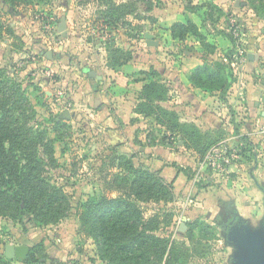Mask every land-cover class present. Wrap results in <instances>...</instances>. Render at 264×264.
I'll use <instances>...</instances> for the list:
<instances>
[{"label": "rangeland", "instance_id": "obj_1", "mask_svg": "<svg viewBox=\"0 0 264 264\" xmlns=\"http://www.w3.org/2000/svg\"><path fill=\"white\" fill-rule=\"evenodd\" d=\"M191 1L196 5L212 2L219 7L220 12L206 18V27L201 28L207 41L216 47L212 55L204 51L194 36L188 35L182 41L169 40L168 31L173 22L189 17L198 26L202 23L205 9L190 12L184 7L186 0H47L19 5L15 12H10L8 4L0 0L4 26L0 38V68H5L6 73L26 89L36 110L31 122L45 126L49 135L57 138L54 142L57 164L47 172L51 182L63 188L69 201L67 216L55 224L35 225L28 217L23 218V223L0 217V259L8 264H25L20 257L7 258L4 247L26 244L31 249L39 245L32 264H105L93 239L82 232L78 211L80 204L92 195H119L121 189L116 188L119 185L114 177L126 171L117 166L121 150L114 139L115 133L106 129H115L118 125L122 129L123 120L130 123V106L137 103V90L144 84L137 80L146 78L139 73L141 70L134 71L130 66L124 74L126 78L118 83L113 72L132 63L146 69L170 68L171 60L179 61L181 58L177 56L188 52L202 55L208 61L217 58L225 62L236 85L234 92L246 86L247 75L261 85L264 20L242 0H238V4L236 0ZM124 2H128L126 14L112 18V5ZM63 14L65 36L57 29ZM145 33L162 43V47L148 46ZM113 47L129 56L123 64L114 67L110 66L114 59L108 58L113 54L108 49ZM249 55L258 60L257 69L249 65ZM87 70L100 78L88 76ZM235 98L236 95L234 101L227 104L229 113L221 118L225 121L231 118L234 124L245 123L246 116L241 117L232 107L238 102ZM65 111L71 113V119L62 118L55 130L57 116ZM260 117L257 113L256 119ZM152 118L142 116L140 119L139 129L143 135L160 138L157 143L161 142L163 132L173 137L167 135L170 133L164 128L157 127ZM252 140L241 144L243 152L247 153L242 152L237 168L222 173L209 169L203 174L191 203L185 197L187 184L178 185L170 203H138L145 218L159 213L163 219L167 213L172 214V220L162 233L171 239L186 241L190 249L193 247L189 256L181 259V264H237L244 252L228 237L231 230L241 232L247 226L264 238L263 133ZM169 145L171 151H180L177 145ZM135 153L138 155L135 162L147 167V154ZM127 154L125 156L130 157L131 152ZM168 162L180 161L169 159ZM185 166L186 175L192 177L195 171ZM198 166L194 165L196 169ZM194 220L211 226L201 234L198 246L192 245L186 237L187 225ZM194 234L198 236L197 231Z\"/></svg>", "mask_w": 264, "mask_h": 264}, {"label": "trees", "instance_id": "obj_2", "mask_svg": "<svg viewBox=\"0 0 264 264\" xmlns=\"http://www.w3.org/2000/svg\"><path fill=\"white\" fill-rule=\"evenodd\" d=\"M45 1L3 0L12 9L10 12H15L19 5ZM242 1L264 20V0ZM127 3L113 4L110 9L112 18L123 17ZM131 3L136 5V2ZM184 7L190 12L205 9V17L202 16L200 26L189 17H185V21L173 22L169 27L171 38L182 41L188 35L194 36L204 51L214 54L216 47L207 41L201 28L206 27V18L220 12L219 7L212 2L196 5L191 0H186ZM3 32L0 10V38ZM110 51L113 54L108 58L114 59L109 64L112 67L123 64L129 58L122 55L119 48H109ZM139 73L146 75V82L139 91L134 112L154 117L171 134H179L185 146L192 148L202 159L220 135L213 137L202 133L193 123L181 122L174 110L162 104L167 100V87L157 78V69L151 67ZM188 80L196 88L219 93L222 98L232 83L225 63L217 58L208 61L205 57L202 64L190 71ZM35 114L26 89H22L5 68H0V217L20 223L28 217L35 225H50L67 216L69 201L63 188L52 183L47 172L57 164L54 156L57 138L51 137L45 126H35L31 122ZM61 119L57 116L55 130L59 128ZM118 159V168L126 171V174L117 173L114 177L119 185L116 188L121 189L119 195H92L83 201L78 211L82 232L93 239L97 253L105 264H181V259L188 257L193 247L190 249L186 241L171 239L162 233L172 220V214L167 213L163 219H160L159 213L145 218L138 204L140 201L172 202L175 195L173 183L165 181L159 171L140 163L136 165L131 156L121 154ZM187 227L186 237L196 246L201 244V234L211 228L202 220H194ZM195 231L198 232L197 237ZM35 248L39 249V245L30 248L25 264H32L35 260ZM0 264L8 262L0 259Z\"/></svg>", "mask_w": 264, "mask_h": 264}, {"label": "crops", "instance_id": "obj_3", "mask_svg": "<svg viewBox=\"0 0 264 264\" xmlns=\"http://www.w3.org/2000/svg\"><path fill=\"white\" fill-rule=\"evenodd\" d=\"M178 21L182 20L179 19ZM168 35L170 41H175L170 38V31H168ZM158 45L159 48L162 47V43L158 42ZM177 57L181 59L179 61L171 60L173 65L170 66V68H153L159 71V76L157 78L167 87V100L162 104L165 107L174 110L181 122L193 123L202 133L207 135L213 137L220 135V138L215 143L225 139L232 144L243 145L244 142H252V139H254L256 135L262 136L258 130L260 129V126H262V116H264V109H262V105L264 104V73L262 74L260 86H258L251 75H247L248 80L246 81V86H243L244 88L240 87L238 91L236 90V92H234L233 88L236 85L235 83H231L233 87H230L224 98H222L219 93H209L196 88L188 80L190 71L197 65L203 63L204 56H197L193 53L185 52L184 56ZM257 61L258 60L255 56H248V63L254 69H257ZM137 65L138 64L136 63H132L126 68L123 66L120 70L113 72L115 75L114 79L118 83L121 82L123 77H125L124 74L128 71L127 69H130L131 67L134 71H148L151 68H140ZM141 82L145 83L146 80H141ZM139 91L140 90H137V96L139 95ZM234 95H236L235 100L238 102L236 101L237 103L234 104V106L232 105V107L239 112L238 114H240L241 117L246 116L244 119L246 121L245 123L239 121L234 124V121L231 118L230 121L229 119L226 121L222 120V118L226 117V113H229L230 107H228L227 104L234 101ZM241 100L244 102L241 103ZM245 100L246 104H244ZM133 104L134 103L130 106L131 113L128 116L130 117V123L123 120L124 125L122 126L124 129H119L121 126L118 125L115 126V129L106 130L111 134L115 133L114 139L120 144L121 154L128 155L127 151H130L132 161L136 165L139 162H135V158L138 159V155H136L135 152L137 151L138 154H147V159H145L147 167H150L149 169L153 171H159L160 176L164 178L165 181L172 182L174 194L177 193L178 185L184 186L187 184L186 186H188V190L185 197L188 200L187 202L191 203V197L196 189L197 182L204 173L211 169V167L206 166L203 161L207 151L215 143L207 149L203 158L200 159L198 154L192 148L185 146L184 141L179 134H171L165 126L158 124L154 119V123H156L157 127H162L165 131L170 133L167 135H173V137L165 136V132H163L161 142L157 143V140L160 138L156 139L154 135H147V137L146 135H143V132L139 129L142 125V120H140L142 119V115L134 112ZM257 113H260L261 115L260 120L256 119ZM151 119L153 118L151 117ZM171 139H173V141H171ZM169 143L177 145V148H179L180 151H171ZM141 144H143V146ZM246 153L247 152H244L243 155H246ZM148 156L151 157L149 158ZM169 159L172 161L179 160L180 162L171 163L168 162ZM238 162L235 165H232L230 170L237 168ZM183 164L188 165L195 171L192 177L188 178L186 175L187 166ZM196 164H199L197 169L194 167Z\"/></svg>", "mask_w": 264, "mask_h": 264}, {"label": "water", "instance_id": "obj_4", "mask_svg": "<svg viewBox=\"0 0 264 264\" xmlns=\"http://www.w3.org/2000/svg\"><path fill=\"white\" fill-rule=\"evenodd\" d=\"M236 4H238V0H236ZM244 4V3H243ZM66 17L63 14L60 22L58 24V31L62 33V36L66 35ZM146 44L148 46H157L158 42L153 40V36L149 33H145ZM89 76H96L95 72L87 70ZM99 78V76H96ZM60 118L71 119V113L69 111H65L59 116ZM229 233L228 237L233 239L232 243L238 246L244 254L239 256L236 261L237 264H264V238L262 234L258 231H252L249 227L245 226V228L240 231H233ZM30 251V246L26 244L21 245H13L6 244L4 247L5 256L7 258L20 257L25 260L28 253Z\"/></svg>", "mask_w": 264, "mask_h": 264}, {"label": "built area", "instance_id": "obj_5", "mask_svg": "<svg viewBox=\"0 0 264 264\" xmlns=\"http://www.w3.org/2000/svg\"><path fill=\"white\" fill-rule=\"evenodd\" d=\"M258 132L264 134V126H260ZM241 155L240 144H232L223 139L209 148L203 162L206 166L211 167L213 171L222 173L227 172L232 165H235L241 159Z\"/></svg>", "mask_w": 264, "mask_h": 264}, {"label": "flooded vegetation", "instance_id": "obj_6", "mask_svg": "<svg viewBox=\"0 0 264 264\" xmlns=\"http://www.w3.org/2000/svg\"><path fill=\"white\" fill-rule=\"evenodd\" d=\"M228 227V226H227ZM227 227L225 229H227Z\"/></svg>", "mask_w": 264, "mask_h": 264}]
</instances>
